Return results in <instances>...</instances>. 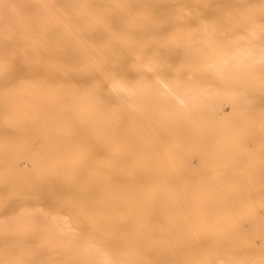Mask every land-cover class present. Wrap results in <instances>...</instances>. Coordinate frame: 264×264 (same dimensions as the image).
<instances>
[{
	"label": "bare ground",
	"instance_id": "bare-ground-1",
	"mask_svg": "<svg viewBox=\"0 0 264 264\" xmlns=\"http://www.w3.org/2000/svg\"><path fill=\"white\" fill-rule=\"evenodd\" d=\"M0 17V264H264V0Z\"/></svg>",
	"mask_w": 264,
	"mask_h": 264
},
{
	"label": "rangeland",
	"instance_id": "rangeland-1",
	"mask_svg": "<svg viewBox=\"0 0 264 264\" xmlns=\"http://www.w3.org/2000/svg\"><path fill=\"white\" fill-rule=\"evenodd\" d=\"M2 23V24H1ZM4 26H5V21H4V18H1L0 17V33H2V32H4ZM0 62H4L1 58H0ZM227 105H225L226 107H224V111H228L229 110V106H228V103H226ZM228 106V107H227ZM226 108H228V109H226ZM248 143H250V144H248ZM246 145H247V148L248 149H252L253 147H252V145H253V143H252V141L251 140H247L246 141ZM198 155L196 154V153H194V154H190V164L193 166H197L198 164ZM197 164V165H196ZM132 194H134V192L133 191H127V195H132ZM244 223L245 224H247L248 223V221L247 220H244Z\"/></svg>",
	"mask_w": 264,
	"mask_h": 264
},
{
	"label": "snow or ice",
	"instance_id": "snow-or-ice-1",
	"mask_svg": "<svg viewBox=\"0 0 264 264\" xmlns=\"http://www.w3.org/2000/svg\"><path fill=\"white\" fill-rule=\"evenodd\" d=\"M261 27H262V30H264V23H262ZM262 60H264V57H262ZM106 264H111V262H106Z\"/></svg>",
	"mask_w": 264,
	"mask_h": 264
}]
</instances>
